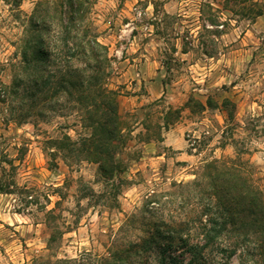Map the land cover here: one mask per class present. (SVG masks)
I'll return each instance as SVG.
<instances>
[{"label":"rangeland","instance_id":"rangeland-1","mask_svg":"<svg viewBox=\"0 0 264 264\" xmlns=\"http://www.w3.org/2000/svg\"><path fill=\"white\" fill-rule=\"evenodd\" d=\"M258 10L264 0H0V264H86V253L102 264L141 239L150 195L192 180L203 160L238 158L264 191V22L244 72L223 77L220 58L254 46L238 36ZM83 21L107 49L105 83L130 125L118 194L95 164L51 144L82 136L76 113L59 107L66 98L31 96L41 53Z\"/></svg>","mask_w":264,"mask_h":264},{"label":"trees","instance_id":"trees-1","mask_svg":"<svg viewBox=\"0 0 264 264\" xmlns=\"http://www.w3.org/2000/svg\"><path fill=\"white\" fill-rule=\"evenodd\" d=\"M68 29L78 35H68ZM48 44L31 96L39 102L65 97L59 107L76 113L82 133L77 141L64 136L51 144L65 158L95 164L101 181L118 194L127 184L119 149L126 145L123 132L130 125L122 118L119 93L105 83L111 70L107 49L84 21L64 27L57 45ZM169 124L166 118L164 126ZM200 144L194 139L190 149L198 151ZM221 158L203 160L192 180L170 184L172 192L152 193L141 239L112 251L102 264H264V191L250 165ZM83 257L86 264L91 261L89 253Z\"/></svg>","mask_w":264,"mask_h":264},{"label":"crops","instance_id":"crops-1","mask_svg":"<svg viewBox=\"0 0 264 264\" xmlns=\"http://www.w3.org/2000/svg\"><path fill=\"white\" fill-rule=\"evenodd\" d=\"M257 1V0H254ZM231 22L233 21L234 23L236 22L235 20H230ZM264 22V10H263V14L260 15L257 20H255L252 25L251 28L247 30L246 33H243V35L238 36V38L240 40H244L245 36L250 33L252 36L251 38L254 39V41L251 44H254V46H251L250 43H248L247 47H241L238 48L237 50H235L234 52H230V53H225L223 52L222 54L220 53V58L221 60L226 59L224 66H222V72H223V77H225L226 75H228V73H233V74H237V73H241L244 72V70L247 67V63L245 62V57L246 55L250 56V60L248 62H250L256 55V49L257 47L255 46V44H258V42L260 41V38L258 36H256V33H258V31H255V33H253L252 29L255 28L259 23ZM234 26V25H233ZM236 29H233V31ZM227 36V35H225ZM254 52L255 55H254ZM215 57H209V59H214ZM220 61V60H217ZM226 64H229V71L225 70L224 68L226 67ZM197 64H192L191 67L194 68V66H196ZM221 69V67H220ZM231 74V75H233ZM185 153L183 151H180L178 153L179 156H183Z\"/></svg>","mask_w":264,"mask_h":264},{"label":"clouds","instance_id":"clouds-1","mask_svg":"<svg viewBox=\"0 0 264 264\" xmlns=\"http://www.w3.org/2000/svg\"><path fill=\"white\" fill-rule=\"evenodd\" d=\"M167 199V198H166Z\"/></svg>","mask_w":264,"mask_h":264}]
</instances>
